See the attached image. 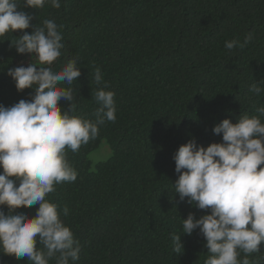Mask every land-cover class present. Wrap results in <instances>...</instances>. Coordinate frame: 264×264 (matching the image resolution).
<instances>
[{"label": "trees", "instance_id": "16d2710c", "mask_svg": "<svg viewBox=\"0 0 264 264\" xmlns=\"http://www.w3.org/2000/svg\"><path fill=\"white\" fill-rule=\"evenodd\" d=\"M60 4L23 8L33 17L31 27L0 37V104L10 107L35 94L33 89L18 91L7 71L30 62L43 66L31 55L18 54L11 42L25 31L31 34L39 23L43 26L45 19L63 26L64 47L53 70H62L73 58L81 68L72 85H62L75 89L73 114L95 120V92L106 83L104 90L115 93L116 120L100 125L98 136L78 151L66 149L77 180L55 185L46 197L58 205L60 218L80 243L75 264H204L206 240L199 230L184 235L182 219L210 211L180 201L174 189L179 178L174 155L190 139L205 148L223 142L222 134L213 132L215 126L225 119L235 124L243 114L258 115L256 109L264 106V93L249 91L253 83L264 81V0ZM248 33L253 40L246 47L226 49V41L243 42ZM97 68L101 85L95 82ZM60 106L70 108L63 100ZM104 141L112 155L93 169L90 155ZM38 208L17 211L34 218ZM3 211L8 213L7 206ZM173 233L181 236L184 249L179 253L173 250ZM2 251L0 264H33ZM248 259L264 264V243Z\"/></svg>", "mask_w": 264, "mask_h": 264}, {"label": "clouds", "instance_id": "9594fccd", "mask_svg": "<svg viewBox=\"0 0 264 264\" xmlns=\"http://www.w3.org/2000/svg\"><path fill=\"white\" fill-rule=\"evenodd\" d=\"M51 3L60 8V0H0V37L31 27L32 16L23 8H42ZM62 25L45 19L31 34L26 31L12 43L18 54L31 55L40 66L30 62L9 68L7 74L18 91L33 89L28 100L6 107L0 104V248L4 255L17 260L27 257L33 264H75L81 246L70 227L60 218L58 205L46 197L55 185L75 182L78 173L67 159L66 149L76 152L99 134L105 121L116 120L115 93L103 87L95 92L99 107L95 120L74 115L72 85L81 76L78 59H71L60 71L52 65L61 56ZM253 40L248 33L225 42L228 50L243 49ZM95 82L101 85V70L96 69ZM264 81L253 83L249 91L264 93ZM69 103L62 110L60 101ZM258 115L243 114L237 123L225 119L214 127L222 134L221 143L207 148L195 139L181 145L174 155L175 193L196 208L209 212L197 218L190 213L183 221L184 235L199 230L209 249L204 264H251L248 257L260 253L264 243V106ZM18 184V186H17ZM39 205L36 216L17 209ZM7 206L5 214L3 207ZM69 209H63L67 216ZM37 236L42 245L37 248ZM173 250L184 246L181 236L172 234ZM243 253V259H239Z\"/></svg>", "mask_w": 264, "mask_h": 264}, {"label": "rangeland", "instance_id": "374dc122", "mask_svg": "<svg viewBox=\"0 0 264 264\" xmlns=\"http://www.w3.org/2000/svg\"><path fill=\"white\" fill-rule=\"evenodd\" d=\"M112 155L111 149L106 141L103 142V144L99 147V149L95 150L90 155V160L92 162V168L94 169L95 166L110 158Z\"/></svg>", "mask_w": 264, "mask_h": 264}]
</instances>
